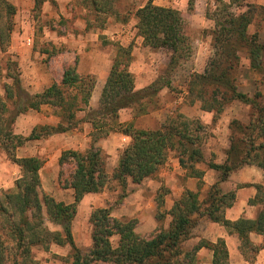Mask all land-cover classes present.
Wrapping results in <instances>:
<instances>
[{
	"label": "rangeland",
	"instance_id": "374dc122",
	"mask_svg": "<svg viewBox=\"0 0 264 264\" xmlns=\"http://www.w3.org/2000/svg\"><path fill=\"white\" fill-rule=\"evenodd\" d=\"M9 1L16 6L17 11L13 18L14 25L10 34V43L6 45L0 42V95L8 94L5 93L4 84L12 83V75H17L27 94L33 95L43 91L54 82H60L64 69L71 65H77L78 72L83 76L90 75L94 79L102 78L106 75L105 65L110 59L112 60L110 61L111 66L115 62L120 67L128 66L135 77L136 89L149 88L155 82L157 86H160L168 81L169 86H162L156 92L149 91L150 95L142 100L148 105L146 113L135 118H139L137 119L139 124L149 125L148 128L162 125L183 127L184 124H188L189 132L198 137L205 157L204 161L195 164L198 169L204 170V176L202 179L198 177L196 189L193 190L198 192L201 201L208 198L212 186L219 183L222 177L220 171H216L215 174L211 172L214 169L209 168L210 161L225 163L229 160L234 164L238 157L236 156V143L239 142L237 150L244 154L245 149L257 146L262 140L260 128L264 127V51L262 52V68L254 69L248 58V47L236 42L240 60L238 69L233 72L235 84L239 90L255 98L259 108L238 99L228 100L216 96L218 99L213 100L211 92L204 94L209 101L207 102L199 95L198 86L193 85L192 80L195 73H204L211 66L210 63L219 57L220 49L215 44L216 33L219 29L217 22L224 21L230 13L240 14L248 12L251 8L253 22L248 26L247 34L249 36L256 34L259 40L264 42V0H154L155 4L180 11L186 33L191 39L190 55L175 64L170 62L171 52L169 50L145 45L143 37L138 32L136 27L138 19L135 12L148 0H70L63 8H60L54 0L49 1L48 5L42 1L40 5H36L35 2V5L32 4L33 6L29 7L24 4L26 0ZM95 1L101 5V8ZM130 30L129 37L125 38V33ZM85 51L95 54L93 57L82 58ZM108 58L109 60L106 61ZM95 63L98 65L97 73L89 72ZM258 93L260 96L255 95ZM6 103L13 107L12 99L7 100ZM204 105L211 106V108H206ZM55 112L58 110L54 106L42 105L39 110L29 109L19 115L13 129L15 127L17 134L28 136L30 128L35 124L38 125L37 133L45 136L47 128L43 126L44 123L38 121L44 120V116ZM122 114L123 117L129 118L134 116V111L132 108H127ZM134 124L138 127L136 120ZM248 124L256 125L254 130L252 129L253 138L249 141L244 139L245 141L241 142L236 128L240 126L243 128ZM247 130L248 128H244L245 136H247ZM46 140L27 141L16 149L15 154L38 156L44 160L45 164L49 156L57 157L62 147V141L46 146ZM119 142H124L123 148L129 144L122 139H119ZM96 145L98 146V143ZM99 147H101L100 144ZM48 150H50L49 153H47ZM176 155V150L170 152L167 161L161 167H172V162L178 159ZM0 162L2 169L0 170V204H2L3 193L14 189L15 185L12 182L21 175V171L18 164L11 160L10 154L2 147H0ZM114 165L112 160L107 159L109 173L113 171ZM242 165L232 171L225 181L218 184L223 192L230 193L235 189L234 183L229 178L230 175L236 176V172L248 165L258 166L256 161L245 162ZM73 168L74 164L71 161L63 165H46L41 176V193H46L57 201L73 203L74 190L70 187ZM181 168L184 169L182 166ZM260 169L264 172L263 168L260 167ZM184 170L185 175L172 173L161 179L157 173L141 183L129 182L126 189L116 180H110L102 191L83 198L77 205V212L72 223L73 236L82 253H88L92 247V233L95 227L90 218L97 208L111 207L114 217L120 220L133 219L138 227L142 211L132 215H122V213L126 207L123 205L125 198L140 190L146 198L143 202L144 206L141 205V209L147 211L144 217V227L145 229L152 227L151 215L154 212V206L149 202L153 197L156 198L155 214L158 227L156 231L150 230L146 234L140 232L139 234L144 238H150L161 230L169 228L174 219L173 215L168 213L170 209H166L165 199L172 196L175 183H182L188 176H191L188 174L190 169ZM5 175H9L7 181L2 179ZM186 189L175 201L181 198ZM121 195L125 196L121 197ZM230 199L231 196L228 195L224 203L219 206L221 209L217 213L227 210L226 205ZM136 205L130 204V211L134 210ZM193 220L196 223L191 229V237L179 246L184 250L192 249L201 239H205L202 237V232L206 228H209V233H213L212 236L220 233L222 227L227 229L221 223V227H210V222L215 221L209 217V214L194 215ZM16 221H19V216H16ZM40 226L42 230L45 229L40 233L42 240L30 244L28 250L22 251L24 246H19L14 237L6 238L5 233L10 228V219L6 213L0 211V235L4 238L0 240L1 264H73L71 246L49 238L56 231H62L57 222L45 214ZM139 229L143 228L139 226ZM47 232L50 234L47 235ZM118 242L119 236L114 235L113 245L117 246ZM232 255L233 259L232 263L229 260L230 264H249L251 260L242 254L239 256L240 254L234 247H232ZM248 255L253 256L250 251ZM255 258L257 263L260 258L258 253ZM92 264L114 263L94 261Z\"/></svg>",
	"mask_w": 264,
	"mask_h": 264
},
{
	"label": "trees",
	"instance_id": "16d2710c",
	"mask_svg": "<svg viewBox=\"0 0 264 264\" xmlns=\"http://www.w3.org/2000/svg\"><path fill=\"white\" fill-rule=\"evenodd\" d=\"M35 1L36 5H40L44 0ZM97 6L101 5L97 4ZM250 10L251 8L248 12L240 14L230 13L224 21L217 22L219 29L216 30L215 44L220 49L219 57L210 63L211 66L204 73H195L192 80L193 85L198 86L199 95L207 102L209 101L204 94L211 92L213 100L218 99L216 96H220L222 99H238L256 108L258 106L255 98L237 88L233 76L240 60L237 54V41L248 47L247 53L251 67L262 68L264 42L260 41L256 34L251 36L247 34V28L253 22ZM16 11V6L12 2L0 0V42L2 44L10 43ZM135 15L138 19L136 27L143 37L144 44L169 50L171 64L178 63L180 59H186L190 55L191 39L186 33L184 20L179 10L148 0L136 9ZM95 83L93 77L81 75L77 65H71L64 69L60 82H54L33 95L27 94L17 75H12V83L4 84L5 93L8 94L0 95V147L10 154L11 160L18 164L21 171L14 189L3 193V203L0 204L1 213H6L10 219V228L5 233L6 238L14 237L19 246H24L22 251L28 250L30 244L42 240L40 233L45 229L43 227L44 230H42L40 225L46 214L62 228V231H56L49 238L71 246L73 264H92L94 261H108L114 264H196L197 252L203 246L213 251L212 261L204 264H230L228 248L222 238L216 242L201 239L189 250L179 247L183 241L191 237V229L196 223L193 216L209 214L213 221L224 225L230 234L238 236L242 254L246 258H251L250 261H254L260 248L264 247V240L261 246L256 245L250 239V234L255 232L264 236V206L255 219L241 217L237 220H229L225 218V212H217L228 195L231 199L226 207L233 205L236 189L225 193L218 184L225 181L232 171L242 167L245 162L256 161L258 166L264 169V127L260 128L262 136L260 143L245 149L246 153L241 154V151L237 150L239 142L236 143V156H238L236 163L232 164L229 160L225 163L210 161L209 168L220 171L221 180L212 186L208 198L203 201L199 200L198 192L186 189L168 212L174 219L169 228L161 230L150 238H144L137 233L135 220H120L114 217L111 207L97 208L90 218L95 227L92 233L93 244L88 253H82L75 242L72 223L77 212V205L87 193L102 191L110 180H116L124 189L129 182L141 183L157 175L170 152L174 150L181 166L186 170L190 169L189 175L200 179L204 176V170L195 166L197 162L205 160L202 146L198 137L189 132L188 124H184L183 127L162 125L152 129L139 128L135 126L134 121L121 122L119 119L120 111L125 108H132L134 117L146 113L148 105L142 100L150 95V90L156 92L162 86H169L168 81L160 86H157L155 82L149 88L136 89L135 77L128 66L120 67L115 62L103 87L99 106L93 109L88 106ZM255 95L260 96V93ZM9 99H12L13 107L6 103ZM44 104L54 106L61 118L57 125H43L47 128L45 135L64 132L78 126L80 120L76 114L80 110L86 111L85 120L92 124L90 147L85 150L67 149L60 157V164L63 165L68 161L74 164L70 182V187L74 190L73 203L57 201L54 197L41 193L40 171L44 164L42 158L18 157L15 154L17 147L24 140L39 138L43 135L37 133V126L28 137L15 133L13 126L17 117L29 109L39 110ZM204 106L211 108V106ZM255 127V124H248L243 128L241 126L236 128L241 142L245 141L244 139L249 141L253 138L252 133ZM244 128H248L247 136H245ZM112 132L129 135L131 141L120 150L117 164L109 173L107 154L96 143ZM254 185L257 193L249 200V203L264 205V185ZM124 196L121 195V197ZM16 216H19V221H16ZM48 234L50 232H47ZM114 235L119 236L117 246L112 243ZM2 239L4 240L0 235V240ZM247 251H250L253 256L250 257ZM0 255H2L1 249Z\"/></svg>",
	"mask_w": 264,
	"mask_h": 264
},
{
	"label": "crops",
	"instance_id": "0c3cea01",
	"mask_svg": "<svg viewBox=\"0 0 264 264\" xmlns=\"http://www.w3.org/2000/svg\"><path fill=\"white\" fill-rule=\"evenodd\" d=\"M51 0H44L45 4H49ZM57 4H59L60 8H63L64 6H66V4L68 2H70V0H54ZM35 0H26L24 2V4H26L28 7L29 6H33L32 4L35 5ZM23 4V5H24ZM25 7V6H23ZM130 31H127L125 33V38L129 37V33ZM133 34V32L131 33ZM91 51L87 52L85 51L82 54V58L83 57H93L94 56V52L91 53ZM89 54V55H88ZM109 60L106 59V61ZM110 61H112L111 59L107 62V64L105 65V76L102 78H96V83H95V87L89 102V108H93L96 109L99 106V102H100V97H101V93L103 90V87L105 85L106 79L108 77V74L112 68ZM98 65L95 63L94 67H92V70H89V72H93V73H97V69ZM79 71V70H78ZM137 88V87H136ZM44 106H49V104H44ZM125 109H122L120 111V116L119 119L121 122H130V121H135L136 120V125H138L139 128H148L149 125H145V124H139L137 122V119L139 118H135L134 116L131 117H123L122 112ZM77 118L80 120L78 126L71 128L69 130H66L64 132H55L49 135H42L39 138H35V139H26L24 140V142L22 144H20L17 149H19L24 143H26L27 141L30 140H41V139H47V144L46 146H49L50 143H54L56 141H62V151L60 149L59 155L57 157H53V156H49L50 158L48 160H46L44 166H42L40 174L42 176V172L43 169L46 168V165H62L60 164V157L63 153V151L67 150V149H75V150H85L87 148L90 147L91 142H92V124L85 120V115H86V111L85 110H80L77 112ZM19 117V116H18ZM17 117V118H18ZM45 119L44 120H39L38 122L44 123L43 125H57L61 118L60 115L55 112V113H50L46 116H44ZM141 118V117H140ZM17 121V119H16ZM159 121H157L158 123ZM47 123V124H45ZM38 126L35 125L33 127L30 128V133L29 135L32 133V131L34 130V128ZM152 128H159V127H152ZM15 130V127H14ZM15 133L16 130L14 131ZM20 135V134H19ZM28 135V136H29ZM23 136V135H21ZM28 136H23V137H28ZM119 139H122L123 141H125L126 143H129L131 141V137L129 135H126L122 132H114L112 133V135L106 139H103L98 143V146L100 144L101 148L104 149V151L107 154V159L112 160L116 166L118 158H119V154H120V150L121 148H123V144L124 142H119ZM64 141V142H63ZM61 144V143H60ZM64 145V146H63ZM49 149H51L49 147ZM50 150L47 151V153H49ZM18 157H23V156H32L30 155H17ZM57 162V163H56ZM1 163V162H0ZM10 164V163H9ZM7 165V164H4ZM109 165V162H108ZM114 168V167H113ZM111 168V169H113ZM0 170H2L0 168ZM218 170H211V172L213 174H215V172ZM208 172V171H207ZM172 173H178V174H183L185 175V170L181 168L178 159H176V161L174 160L172 162V167L170 166H165V167H161L158 174L160 176L161 179H164L165 177H167L169 174ZM20 177V176H19ZM19 177H16L17 179ZM9 178V175H5L4 178L2 177L3 180H6ZM230 180H232V182L234 183V188L236 189V200L234 201L233 205L228 207L227 210L224 213L225 218L229 219V220H237L241 217L244 218H249V219H255L258 217L260 210L262 209V207L258 204H250L249 200L254 197L257 193V188L254 184H263L264 185V172L262 171V169H260V167L255 166V165H248L247 167H243L240 171L236 172V176L235 175H230L229 176ZM12 183H14L16 180ZM198 177H194V176H188L186 181L182 182V183H178V184H174L173 187V192H172V196H168L165 199V206L166 209L169 210L171 209V207L173 206L175 200L181 195V192L188 188L191 190L196 189V185L198 182ZM207 180V179H206ZM10 184V183H9ZM92 194H96L95 192H91V193H87L83 198H86L89 195ZM154 196V195H153ZM82 198V199H83ZM146 198H145V194L141 192V190L137 193H131L129 194L124 201V206L125 209H123V213L122 215H132L136 212H140L142 211V216L140 217V222L138 223V227H136V231L142 234H146L147 231H156L157 227H158V222L156 221V212H155V208H156V198L153 197L152 200H150V205L152 204V206H154L153 209V213H152V227L149 226L147 229H145L144 225V220L146 217V210H142L141 209V205L144 206ZM130 204H134L136 205L134 210L130 211L129 207ZM142 206V208H143ZM149 214V213H148ZM149 216V218H151ZM169 215V214H168ZM139 226H141L143 229H139ZM216 226L221 227L219 222H210V227L212 228H216ZM213 233L210 232L209 233V228H206L203 232H202V237H204L205 239L211 241V242H216L219 238H222L225 240L227 248H228V252H229V260L232 263V259H233V255H232V247L235 248V250L238 252V254H240L239 256H242V251L240 249V245H241V241L238 238V236L236 234H230L228 232L227 229H225L224 227H222V229L220 230V233H218L216 236H212ZM250 239L252 240V242L256 245L261 246V243L264 240V236L262 234H258L255 232H251L250 234ZM234 245V246H233ZM242 254V255H241ZM259 261L256 263V258L254 259V261H250L249 260V264H264V247H261L259 252ZM197 260H196V264H204V263H210L213 259V251L205 246H203L202 248H200L197 252ZM206 258V259H205Z\"/></svg>",
	"mask_w": 264,
	"mask_h": 264
}]
</instances>
